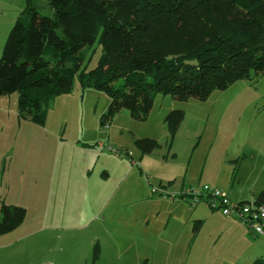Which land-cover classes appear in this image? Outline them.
<instances>
[{"label":"rangeland","instance_id":"rangeland-1","mask_svg":"<svg viewBox=\"0 0 264 264\" xmlns=\"http://www.w3.org/2000/svg\"><path fill=\"white\" fill-rule=\"evenodd\" d=\"M28 4V0H0V58L15 22L26 16ZM31 4L38 25L54 15L55 0H31ZM101 57L99 42L84 47L78 55L80 70L95 69ZM17 101L15 109L12 103L16 106ZM112 106L114 116L104 122ZM177 112L183 120L172 132L168 118ZM43 113L44 123L37 122L36 115ZM0 134L14 150L0 157V220L4 205L24 210L23 223L0 234V264H253L264 258L263 236H254L244 224L245 234H241L238 227L227 223L232 217L227 219L206 201L199 204L207 209L201 213L208 216L210 211L212 216L195 221L196 213L190 217L188 213L195 203L181 196L184 190L205 185L226 193L234 189L245 201H254L264 192V74L251 71L249 78L214 91L205 100L159 94L153 106L134 114L123 100L83 87L77 73L72 91L44 104L40 112L36 108L21 111L19 93L0 96ZM144 139L155 141L152 151L144 150ZM85 142L106 153L94 181L107 166L113 173L109 183L113 182L116 199L143 196L176 201L155 205V211L161 212L150 220L146 244L144 238L134 239L124 261L118 255L128 245L110 238L106 244L105 231L101 245L96 242L83 258L82 240L76 243L73 235L84 234L60 232L68 226L67 220H51L56 208L49 198L51 173L59 171L64 155L82 158L81 152L72 149ZM116 158L133 164V171H126ZM58 234L62 238L54 237ZM132 236L139 238L140 234L134 230Z\"/></svg>","mask_w":264,"mask_h":264},{"label":"trees","instance_id":"trees-1","mask_svg":"<svg viewBox=\"0 0 264 264\" xmlns=\"http://www.w3.org/2000/svg\"><path fill=\"white\" fill-rule=\"evenodd\" d=\"M28 1L0 58V96L19 93L21 111L40 112L70 93L77 73L83 87L123 100L134 114L159 94L205 100L251 71L264 74V0H55L54 15L41 25ZM96 42L99 65L80 70L78 55ZM119 80L128 89L114 85ZM113 116L112 106L103 121ZM36 120L44 123V113ZM182 120L180 112L169 115L172 132ZM143 143L146 152L155 148L154 140ZM256 203L264 205V192ZM23 216L21 207L4 205L0 234L21 225Z\"/></svg>","mask_w":264,"mask_h":264},{"label":"crops","instance_id":"crops-1","mask_svg":"<svg viewBox=\"0 0 264 264\" xmlns=\"http://www.w3.org/2000/svg\"><path fill=\"white\" fill-rule=\"evenodd\" d=\"M12 106L17 109L18 101L16 102V106L15 102L12 103ZM4 139L5 135L0 134V157L12 155L14 151L11 148L10 143L7 145L4 143ZM64 144L67 143H59V146ZM76 146L77 147H73L72 150L81 152L83 157L76 159V157L74 158V155L73 157H67L64 155L61 158L59 171L55 170L54 174L51 173L49 198L52 205L56 204L55 210H52L51 212V220L54 221L57 218L61 219V221L67 220L68 226L61 228L60 232L72 231V233L80 232L84 234V237H78L75 234L73 235L76 239V243L82 240L80 243L81 247L80 245L79 247L81 254H83V258H87L90 255V251L96 242L101 245V235L105 231L108 233L107 238L104 239L106 244L110 238V241L114 239L117 243L128 245V248L124 249L121 255H118L119 258L123 257L122 261H124V258H127L129 255L127 250H131V245L134 239L141 240L144 238V242L146 244V240L149 236L147 234V230L150 226V220L153 217L155 218L157 213L161 212V209H157L155 211V205L163 202L174 204L176 201L171 202L167 199L143 196H138V198L119 197L116 199V190L114 189L113 182L109 183L112 180L111 177L113 173L108 172L109 170L107 166L104 168L101 177L94 181V174L97 165L106 153H102L97 148L89 144V142ZM63 151L66 152V149ZM116 159L119 164L126 169V171L127 168H130V171L132 170L133 164L130 165L123 159ZM112 188L114 190L111 193ZM227 194L230 201L234 204L249 202L245 201V197L239 195L234 189H231L230 193ZM201 202H204V200L195 203V207H193V209L189 208L188 212L189 217L190 215H194L196 213L194 215V219L199 222H202L212 216V212L210 211L209 213L211 214L208 216L202 214L203 210L205 211L207 209L204 205H199ZM206 203L207 202H205V204ZM181 204L185 207L189 206L184 202ZM12 205L15 206L14 204ZM58 213H60V216ZM233 219L236 221L231 222ZM237 222L240 221L235 218H229L227 220V223L238 227L241 234H245V229L242 227L243 223L240 222V225ZM55 229L59 230L60 228L58 227ZM134 230H136L138 235L140 234L139 238L132 236ZM141 234L146 235L141 237ZM54 237L57 239L62 238L61 234ZM180 240L184 243L183 238L180 237ZM83 242L84 244L82 247ZM113 253L116 254V252ZM97 257L98 255L96 258ZM99 259L100 257L97 258V261ZM126 261L127 260L125 259V262Z\"/></svg>","mask_w":264,"mask_h":264},{"label":"built area","instance_id":"built-area-1","mask_svg":"<svg viewBox=\"0 0 264 264\" xmlns=\"http://www.w3.org/2000/svg\"><path fill=\"white\" fill-rule=\"evenodd\" d=\"M112 150L119 152L118 149L112 148ZM154 192L158 191L154 190ZM181 196L183 199L190 198L194 203L204 200L212 209L220 210L224 216L239 220L250 229L254 236L264 237V205L256 201L234 204L226 192L208 185L184 190Z\"/></svg>","mask_w":264,"mask_h":264}]
</instances>
